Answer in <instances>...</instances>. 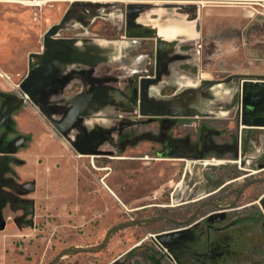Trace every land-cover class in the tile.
I'll return each instance as SVG.
<instances>
[{"label": "rangeland", "instance_id": "obj_1", "mask_svg": "<svg viewBox=\"0 0 264 264\" xmlns=\"http://www.w3.org/2000/svg\"><path fill=\"white\" fill-rule=\"evenodd\" d=\"M37 1L38 3H30L28 0H0V81L3 83L5 82V84H0V94L13 93L18 98L24 97L23 101L16 106V109L25 103L32 113L31 116L40 123L39 128L41 130H43L44 127L51 129L52 133L72 151V158L75 162L79 163L81 168L85 171L81 176V180H83L85 184V193H91L100 198L106 197L110 199L113 208L112 213H116L118 223L126 224L125 227L131 226L132 229H139L140 232H142V237H145L147 234H152V236L147 235V238L139 248L140 250L134 253L135 255H130L132 264H137L138 262L141 264L140 260L142 256L146 257L153 256L157 253L161 254L154 245L157 240H155L153 235L157 232L174 227V224L165 221L166 219L174 216H176V218L185 217L184 214L186 212L199 206L197 203L204 200L208 201L209 204L205 206L204 210L201 212L202 214L213 210L214 205H212V202L229 203L234 198L232 194L236 189L239 191L241 185L246 183L247 180L249 182L246 183V186L241 192V204L255 199L258 194L264 191V182H253L255 179H262V177H264V171H261L253 173V175L249 176L250 178H244L245 181L239 180L234 182V184L230 183L226 185L222 193L221 191H217L195 202L184 203L177 206L167 205L173 204L171 203V192L176 184L181 181V177H184L183 179L186 180L185 178L190 175V171L200 176L205 171L206 165L203 166V164L199 165L198 163H192L187 168L184 163L178 168L180 171L172 182L161 184L163 178L165 179L166 176L169 175L168 169L170 165L167 166V163L172 160L156 159L157 156L153 149L157 148V145L153 143L152 137L159 134L161 127L164 128L165 132H169L172 130V127H175L174 130H176L175 133L177 134L191 133L194 136L203 125L215 126L224 124L223 126H225V128L222 129V131H229L232 129V125L230 124V122H232L231 119L220 117H184L179 119L181 125L171 126L169 121H177V119L174 120L167 116L143 117L139 116L137 112L108 111L101 117L121 120V118L116 117L115 114L131 115V117L127 118L135 122L127 126L132 125L130 128L134 129L139 135L143 134V136L140 135L137 142L131 143V145L127 146L125 149L116 151L113 155L97 157L77 153L38 108L24 96L19 88V82L27 72L28 54L30 52L41 51L43 33L51 24L61 19L65 10L73 2H56L50 0ZM128 2L150 3L146 1H126V3ZM110 3L111 4L101 6L96 10L99 16L93 18L87 28L81 26L87 21L86 19L79 20V23L71 20L66 24V27L69 28L61 30L59 35L69 37H74L76 35V37H84L87 35L95 38H102L107 41H125L126 38L123 37V34L126 3L116 0H111ZM201 7L202 14L205 10H208V13L201 16V35L198 44L200 50V77L222 78L226 75L238 72L264 73V18L261 16L264 15L263 3H219L205 0ZM82 10L85 11L84 9ZM74 24L77 26L74 27ZM84 33L86 34L84 35ZM149 41L150 43L152 42V44L147 47L152 51V53L150 51L149 56L153 64V39H136L128 40L130 48L123 53V61H117L115 62L116 64L111 67H103L102 69L106 70L108 73L113 72L120 75L121 81L132 75L134 83L138 84L139 75L141 73L138 72L133 74V72L129 71V69L134 67L133 63L137 60V57L133 56L131 53L138 42H141L144 46L145 44L143 43ZM144 47H146V45ZM124 60L127 61V63H125ZM119 64H126L127 68L119 66L115 69L114 67ZM130 64L133 65L130 67ZM144 73L152 75V66L149 68V71ZM69 90L71 89L68 88L65 92ZM172 90L173 87H165L161 90V93L168 94ZM3 101L4 98H0V108ZM13 112L14 110L9 113L4 124L0 127H6L10 123V129H14L15 131L16 148L19 146L26 148L31 141V134L27 132L22 134L15 130L16 123L11 117ZM3 139L4 134L0 137L1 147L6 146L12 141H6L4 144ZM8 154L9 153L3 154L6 162L1 163L0 158V177L13 178L17 185L13 188L7 183L0 181V229L6 227L7 223L10 224L15 222L18 224L20 222H28L32 223L34 228L41 231V228L45 227L48 223L55 222L56 217L49 211L43 210L39 212V209L36 210L34 200L27 196L31 192L33 184H31V181L19 183L12 177L13 170L7 165ZM213 158L214 160L217 159V157ZM95 162L100 164V166L95 165ZM259 173L260 176H258ZM199 178L202 179L201 176ZM177 180L179 181L177 182ZM190 181L191 186L193 180ZM218 184L219 183L215 182V180L212 182L209 181L208 184L203 180L195 184L193 188L198 192H202L212 186H216L217 188ZM27 187H29L30 190L27 189ZM158 187L159 193L164 192L165 194L163 198H159L162 197L160 194H158L156 198L153 197V192L156 191ZM142 195L145 197H142ZM36 212H39L37 217L35 215ZM7 216L11 218L8 222ZM70 217L68 218L69 220ZM159 219L165 220L159 221ZM107 225L108 228H111L115 226V223L111 225L107 222ZM70 250L74 251L75 248H71ZM122 257L115 261H118V264L126 263V259ZM121 258L124 261L120 262L119 259ZM162 263L168 264L169 262L165 260Z\"/></svg>", "mask_w": 264, "mask_h": 264}, {"label": "water", "instance_id": "obj_2", "mask_svg": "<svg viewBox=\"0 0 264 264\" xmlns=\"http://www.w3.org/2000/svg\"><path fill=\"white\" fill-rule=\"evenodd\" d=\"M110 1L74 0L61 19L51 24L43 33L41 51L28 54L27 72L19 82L24 96L38 108L77 153L97 157L115 153L105 147L114 145L117 134L135 121L129 118L117 120L101 117L108 111L137 112L143 117L231 116L230 111L222 109L221 106L229 101L233 87L232 79L236 77L245 79L244 83L249 85L253 96L264 95V74L261 73H232L222 78L200 77L198 44L202 7L196 2L126 3L123 34L125 41H107L87 35H59L61 30L69 28L66 24L71 20L78 22L86 19L81 26L87 28L93 18L99 16L96 10L111 4ZM75 26L77 25L74 24ZM136 39H153L154 71L153 75L140 76L133 95L128 96L117 85L121 81L120 75L108 73L102 68L116 64L115 59L110 61L107 58L112 57L118 45H121V49H118L122 57L130 48L123 42ZM182 65L195 66V73L182 68ZM251 78H259V81L251 82ZM73 83L80 85L79 90L65 94V90ZM165 87H173V90L168 94L161 93ZM0 96L4 98L0 108L1 126L24 97L18 98L11 93ZM247 125L264 126V121L253 119ZM15 140L16 138L6 146H0L1 163L6 162L4 153L15 151ZM160 155L167 156L166 153ZM192 163L206 165L218 162H200L193 159L187 162V168ZM95 165L100 166L96 162ZM0 181L13 188L17 185L13 178L0 177ZM193 187V184L190 186L186 180H181L172 191L171 203L194 199L216 189V186H212L198 192ZM209 217L210 215L208 220ZM213 222L215 220L210 221ZM190 229L161 231L153 236L172 252L174 246L182 241L194 240L195 235L190 234ZM118 263L115 261L111 264Z\"/></svg>", "mask_w": 264, "mask_h": 264}, {"label": "flooded vegetation", "instance_id": "obj_3", "mask_svg": "<svg viewBox=\"0 0 264 264\" xmlns=\"http://www.w3.org/2000/svg\"><path fill=\"white\" fill-rule=\"evenodd\" d=\"M143 44L146 47L138 42L135 49L132 50L131 54L137 57V60L133 63L134 65L130 64V67L132 65L134 67L129 69L133 74L141 73L139 77L148 76L149 74L144 72L149 71L151 66L154 71V60L152 64V59L149 56L151 49L147 47L152 42ZM119 66L127 68L126 64H119L114 68ZM181 67L195 71V66L182 65ZM238 74L255 73L238 72ZM244 81L245 79L242 77L232 79L231 97L228 102L221 106L222 109L228 110L232 114L231 116L220 117L232 120L230 122L231 130L222 131L225 128L224 124L203 125L194 136L191 133L177 134L173 127L172 132H165L164 128L161 127L159 134L152 137L153 143L157 145V148L153 149L157 156L156 159L172 160L167 163V166L170 165L169 175L165 179L163 178L161 184L172 182L180 171L178 168L184 163L186 165L188 160L218 162L217 164H206L205 171L200 175L202 179L193 171H190V175L185 178L187 184L193 180V186L203 180L207 184L209 181L215 180L219 183L216 189L194 199L167 205L177 206L195 202L217 191L222 193L226 185L234 184L239 180L245 181L244 178H250L249 176L253 173L264 171V126L247 125L253 119L264 121V95L262 97L253 96L249 90V85L245 84ZM250 81L256 82L259 81V78H251ZM117 85L128 96H132L134 89L138 86L134 83L132 75ZM79 87V84L73 83L70 87L71 90L65 94L78 91ZM217 105L220 106L219 103ZM115 115L121 119L131 117V115L126 114ZM131 126L122 129L121 133L114 139V145H108L105 148L116 152L125 149L131 143L137 142L139 136H143V134H137L134 129L130 128ZM160 153H166L167 156H161ZM213 157H217V159L214 160ZM259 165L261 166L257 168ZM183 178L179 179L183 180ZM260 181L264 182V177L253 180L254 183ZM248 182L247 180L246 183ZM246 183L241 185L239 191L236 189L232 194L234 196L232 201L229 203L212 202L213 210L204 214L201 212L209 204L206 200L197 203L199 206L186 212L185 217L176 218L174 216L166 220L159 219V221L165 220L174 224L173 228L163 231L191 228L190 234L195 235V238L192 241L187 239L182 241L174 246L172 252L167 249L169 258L162 253L142 256L141 260L139 259L141 264H163L162 262L165 260L169 262L168 264H264V191L258 194L255 199L241 204V192ZM158 190L159 187L154 191L155 193L153 192V197L156 198L160 194L162 197L159 198H163L164 192L159 193ZM142 197L145 196L142 195ZM209 215L210 220L207 219ZM212 220L215 222L210 223ZM122 258L126 259L124 264H132L130 254ZM122 258L119 259L120 262L124 261Z\"/></svg>", "mask_w": 264, "mask_h": 264}, {"label": "crops", "instance_id": "obj_4", "mask_svg": "<svg viewBox=\"0 0 264 264\" xmlns=\"http://www.w3.org/2000/svg\"><path fill=\"white\" fill-rule=\"evenodd\" d=\"M116 1L197 2L202 6L205 0ZM211 1L261 2L264 7V0ZM207 13L208 10L203 12V14ZM261 16L264 18V15ZM123 44L129 46L128 42ZM119 47L121 49V45L117 46L116 52H113L108 60L123 61ZM0 84L5 82L0 81ZM13 110L11 117L16 123L15 130L22 134L26 132L31 134V141L28 147L19 146L14 152L9 153L7 165L13 170L12 177L17 182L31 181L33 184L27 196L34 200L36 210L49 211L56 218L55 222L48 223L41 228V231L28 222L7 223L6 227L0 229V264H111L122 256L135 255L147 235L152 236V234L142 237L139 229L118 223L116 213H112L110 199L85 193V184L81 180L85 171L72 158V151L52 133L51 129L39 128L40 123L31 116L32 113L25 103ZM180 118L184 117H175L173 119L177 121L170 120L169 124L181 125ZM14 132L10 126L0 127V137L4 134V144L15 139ZM27 189L30 190L29 187ZM39 212H36V217ZM7 217L8 222L11 218ZM107 222L111 225L115 223V226L108 228ZM71 248L75 250H70Z\"/></svg>", "mask_w": 264, "mask_h": 264}, {"label": "built area", "instance_id": "obj_5", "mask_svg": "<svg viewBox=\"0 0 264 264\" xmlns=\"http://www.w3.org/2000/svg\"><path fill=\"white\" fill-rule=\"evenodd\" d=\"M154 245L159 250V252H161L165 257L169 258V254L166 247L162 246L159 242L154 243Z\"/></svg>", "mask_w": 264, "mask_h": 264}, {"label": "bare ground", "instance_id": "obj_6", "mask_svg": "<svg viewBox=\"0 0 264 264\" xmlns=\"http://www.w3.org/2000/svg\"><path fill=\"white\" fill-rule=\"evenodd\" d=\"M201 1V0H200ZM28 2H30V3H38V1L37 0H28ZM27 3V2H26Z\"/></svg>", "mask_w": 264, "mask_h": 264}]
</instances>
